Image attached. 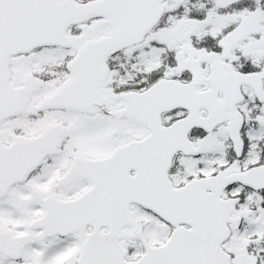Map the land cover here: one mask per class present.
<instances>
[{"label":"snow or ice","instance_id":"snow-or-ice-1","mask_svg":"<svg viewBox=\"0 0 264 264\" xmlns=\"http://www.w3.org/2000/svg\"><path fill=\"white\" fill-rule=\"evenodd\" d=\"M0 264H264V0H0Z\"/></svg>","mask_w":264,"mask_h":264}]
</instances>
